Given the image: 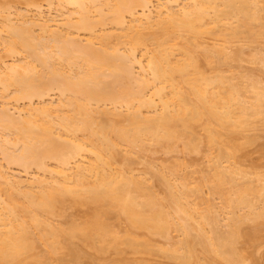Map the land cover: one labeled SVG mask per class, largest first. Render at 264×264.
<instances>
[{"label":"bare ground","instance_id":"obj_1","mask_svg":"<svg viewBox=\"0 0 264 264\" xmlns=\"http://www.w3.org/2000/svg\"><path fill=\"white\" fill-rule=\"evenodd\" d=\"M35 1L23 0L33 17L0 5V264H77L82 247L123 245L244 264L237 243L264 226V178L240 160L264 125V82L220 67L264 41V0H44L46 15ZM178 148L207 171L130 166ZM69 207L84 218L59 224Z\"/></svg>","mask_w":264,"mask_h":264},{"label":"rangeland","instance_id":"obj_2","mask_svg":"<svg viewBox=\"0 0 264 264\" xmlns=\"http://www.w3.org/2000/svg\"><path fill=\"white\" fill-rule=\"evenodd\" d=\"M2 2L0 3V5L2 6V7H5V8H9L10 9V7H11V11H13V8H14V11L17 9V8H19V10H21L22 12L24 11L25 12V10H24V8H25V5L23 4V0L21 1V0H11V3H10V1L9 0H1ZM3 1H5V3L3 2ZM16 1V2H15ZM20 1V2H19ZM39 1V2H38ZM6 2H8V3H6ZM152 2L154 3H156V0L155 1H153L152 0ZM12 3H13V5H12ZM35 3L37 4V5H41L40 6V9H41V11L43 12V15H46V13H48V11H50L49 13H51V14H54L55 13V11H53V10H55V9H53L54 8V6L55 5H53L51 8H52V10H51V8H50V10H48V9H45V8H49L47 5H46V2L44 1V0H36L35 1ZM154 3V4H155ZM10 4H11V6H10ZM17 6V7H16ZM30 7H32V8H30ZM30 7H27V8H25V9H28V11L26 10V12H28V17L30 16H36V12H38V10H37V8L35 9V7H33V6H30ZM21 8V9H20ZM56 8V7H55ZM23 9V10H22ZM33 9V10H32ZM37 10V11H36ZM47 10V11H46ZM17 11H18V9H17ZM35 12V13H34ZM29 13H30V15H29ZM45 13V14H44ZM13 17H14V15H13ZM208 39V38H207ZM206 39V40H207ZM209 40V39H208ZM208 40H207V42H208ZM211 40V42H212V39H210ZM208 43H210V41L208 42ZM260 43V44H259ZM259 43H256V45H255V43L253 44H249L250 46V48L248 47H246L247 49H249V50H247V49H244V51H245V55H243V58H241L240 60H237V61H230L229 62V64L228 65H222L221 67H220V69L222 70V72H224V74H227L228 76H232L233 75V77H238L237 79H241V77L242 78H244V79H242L241 81H243L244 80V82H245V78H247V81H246V84H247V82L248 81H250L249 79H251V78H249V77H255L254 78V80L255 79H257V80H259V81H261V82H264V81H262V80H264V67H262V66H264V65H262V66H260V64L262 63V64H264V61H260V59H259V57L260 58H264V55H262V54H264V41H260ZM251 45H253V47H255L254 48V50H253V48L251 47ZM259 45V46H258ZM261 46V47H260ZM257 48H259V49H257ZM260 48H262V49H260ZM256 49L258 50V51H260L259 53L261 54V56H260V54L258 53V51L256 52ZM253 51V54H252V51ZM251 51V53L248 55V57L246 56L249 52ZM255 51V52H254ZM262 52V53H261ZM247 53V54H246ZM254 53L256 54V56L258 57V59H259V61H258V59L257 58H255L254 57ZM251 54H252V57L250 58V59H252V58H254V60L252 59V63L250 62V59H249V57L251 56ZM22 56V55H21ZM19 58H21L20 56H18ZM245 57H247V58H245ZM9 57H7V59H8ZM244 59L247 61H244ZM255 59H257V60H255ZM257 61V62H256ZM231 62H233V63H231ZM237 62V63H236ZM240 62V63H239ZM254 63H259L258 65H256V64H254ZM231 64V65H230ZM225 67H227V69H225ZM230 67V68H229ZM238 67H241V68H238ZM235 68V69H234ZM230 69V70H229ZM238 69V70H237ZM227 70V71H226ZM241 70V71H240ZM228 71H231V73H229ZM234 71H235V73H234ZM238 71V72H237ZM240 71V72H239ZM228 72V73H227ZM236 72H237V74H236ZM244 72V73H243ZM233 73V74H232ZM239 73V74H238ZM243 75H242V74ZM230 74H232V75H230ZM247 74L248 76H245V75ZM252 74V75H251ZM241 76V77H240ZM253 79V78H252ZM251 79V80H252ZM260 82V83H261ZM261 85H264V84H262L261 83ZM55 98H57L56 96L54 97V95H52V96H50L49 97V99H53V100H55ZM255 129H257V131H254V130H252V131H249L248 133H250L251 135V137H253V139H254V141H253V143H251L250 145H248L245 149H244V153H243V158H241L240 160H241V164H242V167H244V169L245 170H248V171H251L252 169H256L254 172H256L257 171V173L259 172L260 174H261V176H262V178H264V175H262V174H264V125H259V126H257V128H255ZM252 132V133H251ZM248 133H247V135H248ZM253 133H254V135H253ZM249 136V135H248ZM255 136V137H254ZM246 150V151H245ZM183 151V150H182ZM181 151V149L180 148H178V150L176 149L174 152H172V154L171 153H169L168 155L167 154H164V153H162V152H151V153H153V154H151V153H147L146 152V154L145 153H143L142 154V156L140 155V157L138 156H136V155H134V156H132L133 157V159H132V157H130V159H131V161H133L135 164H133L132 163V165H130V166H132V167H134V173L136 172L137 173V171H139V169L140 168H142V171H143V169L145 170V168L147 169V166H149L150 164L151 165H153V167L155 168V167H157V166H159V165H164L163 163L164 162H166V164L165 165H167V162L171 165V163L173 164V162L172 161H174V163L176 164V162H184V163H186L187 164V166H186V171L187 172H189L190 173V170H193V169H195V170H197L195 173H196V175H195V178H197L198 177V174H200V173H205L206 171H207V165H206V162L205 163H202V162H204V158H203V156H201L199 153H192V155H190L188 152H186L185 151V153H184V151L182 152ZM154 153H156V155L154 154ZM245 153L247 154V155H245ZM163 154V155H162ZM202 154V153H201ZM144 155V156H143ZM144 157V158H143ZM152 157V158H151ZM156 157V158H155ZM174 157V158H173ZM202 157V158H201ZM137 158H140V159H137ZM141 158H142V160H141ZM154 159H155V161H157V162H155L154 161ZM157 159V160H156ZM165 160V161H163V160ZM181 159V160H180ZM0 160H1V157H0ZM135 160V161H134ZM138 162H137V161ZM139 160H141V161H139ZM146 160L148 161V163H147V166H146ZM179 160V161H178ZM242 160H243V162H242ZM155 163H158V164H155ZM161 161V162H160ZM163 161V162H162ZM169 161H171V162H169ZM1 163H3V161H0ZM140 162V163H139ZM142 162V163H141ZM150 162V163H149ZM131 163V162H130ZM136 163H138V164H136ZM145 164L144 166H142V164ZM161 163V164H160ZM189 163V164H188ZM246 163V164H245ZM193 164H196V166L198 167V168H196V166L195 165H193ZM197 164H202L201 165V167H200V165H197ZM204 164V165H203ZM251 164H253V165H251ZM133 165H136V166H133ZM189 165H193L192 167L191 166H189ZM205 165H206V167H205ZM245 165H246V167H245ZM250 165V166H249ZM256 165V166H255ZM142 166V167H141ZM146 166V167H145ZM5 167H6V165H5ZM131 167V168H132ZM195 167V168H194ZM204 167V168H203ZM8 169H9V171L10 172H17L18 170H17V168L15 167V169H16V171H15V169H14V167H11V166H8L7 167ZM12 170H11V169ZM158 168V167H157ZM191 168V169H190ZM200 168V169H199ZM202 168V169H201ZM247 168H249V169H247ZM252 168V169H251ZM133 169V168H132ZM190 169V170H189ZM14 170V171H13ZM135 170H137V171H135ZM199 170H200V172H199ZM140 171H141V169H140ZM183 171V170H182ZM181 171V172H182ZM145 172V171H144ZM184 172V171H183ZM182 172V173H183ZM186 172V173H187ZM139 173V172H138ZM146 173V172H145ZM144 173V174H145ZM193 174V173H192ZM146 175H148V174H146ZM148 176H150V175H148ZM193 176V175H192ZM197 176V177H196ZM147 177V176H146ZM194 177V176H193ZM253 177V176H252ZM153 183L155 182L156 183V181H152ZM155 183L154 184H152L153 185V187H155L154 188V190H157V192L159 191L160 193H159V195H161V193H163L162 191H163V188L161 187V185H159L158 183L156 184V186H155ZM159 185V186H158ZM162 189V190H161ZM77 208V207H76ZM74 208V207H72V211H71V207H69V210L66 208V210H67V214L68 215H66V216H63V217H66L65 219L62 217V219H61V217H59L58 219L56 218V221H58L59 222V224L61 223V224H64V226H66V225H68V223H66V225H65V222H67V220H69L70 219V217L72 216L73 218L75 217H78L77 218V220H79V217H80V219H82V216L85 214V212H83V210L85 209L84 207L82 208V207H80V208H82V209H80V208ZM75 209V210H74ZM65 210V211H66ZM86 211H87V208L85 209ZM84 210V211H85ZM78 211H79V213H78ZM73 212V213H72ZM65 213L66 212H64V215H65ZM78 213V214H77ZM75 216H74V215ZM70 215V216H69ZM79 215V216H78ZM71 217V218H72ZM111 218L110 219H108L109 220V222L113 225V227H114V229L115 230H118V232H122L123 231V229H124V227H125V224H124V222H120V223H118L119 221H117L116 219H114V217H112V216H110ZM67 218H69V219H67ZM72 218V219H73ZM83 218H84V216H83ZM71 220V219H70ZM75 220V219H74ZM55 221V222H56ZM64 222V223H63ZM123 223V224H122ZM250 225H249V224ZM116 224V225H115ZM121 224V225H120ZM244 224V223H243ZM119 225H120V227H119ZM124 225V226H123ZM242 225V224H241ZM262 225H264V224H262ZM122 226H123V228H122ZM249 226V227H248ZM253 225H252V223L251 222H246L245 224H244V226L242 225V227H241V229H243V231H245V230H247V231H249L251 228L250 227H252ZM220 227V226H219ZM246 227V228H245ZM258 227H260V228H257L256 229V232L258 233V235L261 237H259L258 235H257V233H255V235L253 236L254 237V241H256V240H258L256 243L253 241V240H250L251 242H253V244L251 243V242H249L248 240H246L247 238L246 237H244V238H242L241 240H239L240 241V243L238 242L237 244H239L240 246H238L239 247V249H242V251H243V255H244V258H245V260H244V264H264V231H262V230H264V226H261V225H259ZM118 228V229H117ZM223 227L221 226L220 227V229H222ZM120 229V230H119ZM245 229V230H244ZM249 229V230H248ZM251 231V230H250ZM262 231V232H261ZM176 233V232H175ZM172 235L174 236L175 234L174 233H172ZM176 235H177V233H176ZM152 237V236H151ZM176 237V236H175ZM149 238H150V236H149ZM159 238V239H158ZM161 238L162 237H159V236H154V237H152V238H150L152 241V244H154V245H156L155 246V248H157V246H159L158 248H161V247H168V245H166L168 242H165V246H164V241H166L165 239H163L162 238V240H161ZM257 238V239H256ZM256 239V240H255ZM246 240V241H245ZM78 241V240H77ZM81 241V240H80ZM241 241H242V243H241ZM245 241V244L243 243ZM76 242V241H75ZM74 242V243H75ZM77 244L75 245V247L77 246V248L78 247H81L80 245H82L83 243H81V242H76ZM81 243V244H80ZM250 244V245H249ZM252 244V245H251ZM257 244H258V246H257ZM79 245V246H78ZM161 245V246H160ZM243 245V246H242ZM245 245H248V246H246L245 247ZM256 246V247H255ZM241 247V248H240ZM253 247V248H252ZM83 248V250L84 249H86V251L84 250V252L83 251H81L82 253H83V255H85V256H83V257H86V259L85 258H82V260H80L77 264H145V262H147L148 264H188V263H183V262H181V261H178L177 262V260H175V259H171V258H169V257H167L166 255H164V254H159L158 252L159 251H156V250H154V252L153 251H151L149 254L147 253H144V254H137V253H135L134 251H133V253H132V249L130 248V249H128L129 247L127 246V245H123L122 246V251L120 252V253H118V255H116L115 253H113V251H109V252H106V253H93L94 251L93 250H91V249H87V247L86 248H84V247H82ZM81 248V249H82ZM244 248H245V250L246 251H244ZM249 249V250H248ZM88 251V253H90V254H88V253H85V252H87ZM92 251V252H91ZM65 252V251H64ZM123 252V253H122ZM67 253V252H66ZM85 253V254H84ZM135 253V254H134ZM161 253V252H160ZM87 254V255H86ZM97 254V255H96ZM159 254V255H158ZM63 255L64 256H66L67 254H64L63 253ZM90 255V256H89ZM100 255V256H99ZM120 255V256H119ZM141 255V256H140ZM248 256V258H246ZM67 257V256H66ZM66 257H63V259L66 261ZM90 257V258H89ZM95 257V258H94ZM98 258V259H97ZM140 258V259H139ZM143 258L145 259V260H143ZM133 259V260H132ZM138 259H139V261L141 262H139L138 261ZM252 259V260H251ZM62 261V262H65V261ZM85 260V261H84ZM86 260H90V261H86ZM92 260V261H91ZM129 260H130V262H129ZM142 260V261H141ZM248 261V262H247ZM250 261V262H249ZM91 262V263H90ZM94 262V263H93ZM97 262H100V263H97ZM137 262V263H136ZM60 263H61V261H60ZM146 263V264H147ZM61 264H64V263H61Z\"/></svg>","mask_w":264,"mask_h":264}]
</instances>
